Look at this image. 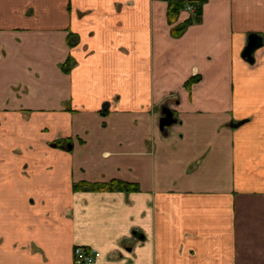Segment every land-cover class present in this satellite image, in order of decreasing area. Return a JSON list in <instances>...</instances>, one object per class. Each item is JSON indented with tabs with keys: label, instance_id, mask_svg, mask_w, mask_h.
I'll return each instance as SVG.
<instances>
[{
	"label": "crops",
	"instance_id": "1",
	"mask_svg": "<svg viewBox=\"0 0 264 264\" xmlns=\"http://www.w3.org/2000/svg\"><path fill=\"white\" fill-rule=\"evenodd\" d=\"M170 1L0 0V264H264V0Z\"/></svg>",
	"mask_w": 264,
	"mask_h": 264
},
{
	"label": "trees",
	"instance_id": "2",
	"mask_svg": "<svg viewBox=\"0 0 264 264\" xmlns=\"http://www.w3.org/2000/svg\"><path fill=\"white\" fill-rule=\"evenodd\" d=\"M205 4V0H191V1H170L168 7V21L170 25L176 23L179 14L186 10L189 6L194 8V16L188 19L185 23L173 27L171 30L172 36L180 37L184 34L187 28L194 24L200 23L202 21L203 16V6ZM70 63H68L64 68L65 70L70 69ZM200 81V77H192L187 82V88H191V86ZM69 141H67L68 143ZM63 144L60 143V145ZM133 189L130 184L122 181H112L110 183H88V182H81L74 185V190L76 191H117V190H131ZM75 250V249H74Z\"/></svg>",
	"mask_w": 264,
	"mask_h": 264
},
{
	"label": "water",
	"instance_id": "3",
	"mask_svg": "<svg viewBox=\"0 0 264 264\" xmlns=\"http://www.w3.org/2000/svg\"><path fill=\"white\" fill-rule=\"evenodd\" d=\"M262 45L261 39L257 36H251L246 49L244 50L243 57L250 63H254V52ZM108 109V105L104 107V110ZM178 119L175 116L174 111L168 104H165L161 108V118L159 120L160 131L164 134H168L169 128L176 125ZM244 124V121L239 123H233L231 126L237 128Z\"/></svg>",
	"mask_w": 264,
	"mask_h": 264
},
{
	"label": "built area",
	"instance_id": "4",
	"mask_svg": "<svg viewBox=\"0 0 264 264\" xmlns=\"http://www.w3.org/2000/svg\"><path fill=\"white\" fill-rule=\"evenodd\" d=\"M74 255L77 264H91L100 256V253L84 247H76Z\"/></svg>",
	"mask_w": 264,
	"mask_h": 264
}]
</instances>
